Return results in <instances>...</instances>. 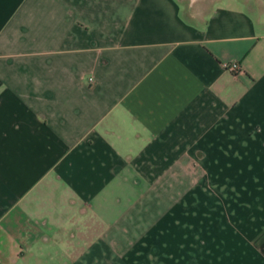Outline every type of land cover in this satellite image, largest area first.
Masks as SVG:
<instances>
[{"label":"crops","instance_id":"crops-1","mask_svg":"<svg viewBox=\"0 0 264 264\" xmlns=\"http://www.w3.org/2000/svg\"><path fill=\"white\" fill-rule=\"evenodd\" d=\"M0 264H264V0H0Z\"/></svg>","mask_w":264,"mask_h":264},{"label":"rangeland","instance_id":"rangeland-1","mask_svg":"<svg viewBox=\"0 0 264 264\" xmlns=\"http://www.w3.org/2000/svg\"><path fill=\"white\" fill-rule=\"evenodd\" d=\"M181 1L189 4V6H192L193 4L195 5V3H197V5H205V6L211 7L218 0H181ZM199 167H200L199 164L195 163L193 168L199 169Z\"/></svg>","mask_w":264,"mask_h":264},{"label":"built area","instance_id":"built-area-1","mask_svg":"<svg viewBox=\"0 0 264 264\" xmlns=\"http://www.w3.org/2000/svg\"><path fill=\"white\" fill-rule=\"evenodd\" d=\"M226 68L230 71H232L233 73H239L240 72V68L238 67L237 64L233 63L230 65H226ZM91 81V80H90Z\"/></svg>","mask_w":264,"mask_h":264}]
</instances>
